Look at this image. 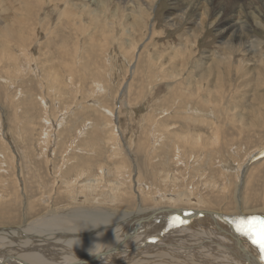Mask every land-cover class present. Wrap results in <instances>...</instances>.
Returning a JSON list of instances; mask_svg holds the SVG:
<instances>
[{
    "label": "rangeland",
    "instance_id": "374dc122",
    "mask_svg": "<svg viewBox=\"0 0 264 264\" xmlns=\"http://www.w3.org/2000/svg\"><path fill=\"white\" fill-rule=\"evenodd\" d=\"M22 1L0 0L1 229L61 206L86 207L73 214L132 211L139 203L165 206L161 212L194 207L239 214L238 182L244 201L264 208V69L247 50L250 42L233 43L227 65L216 59L223 40L207 23L197 57L171 64V48L200 16L169 28V9L176 8L170 0H156L151 11L154 22L159 4L160 34L140 30L144 17L131 13L133 0ZM256 34L263 47L264 31ZM99 177L106 180L86 188ZM178 192L182 199L162 197ZM165 261L200 264L193 256Z\"/></svg>",
    "mask_w": 264,
    "mask_h": 264
},
{
    "label": "bare ground",
    "instance_id": "6f19581e",
    "mask_svg": "<svg viewBox=\"0 0 264 264\" xmlns=\"http://www.w3.org/2000/svg\"><path fill=\"white\" fill-rule=\"evenodd\" d=\"M24 2L25 0L22 1L21 5ZM95 2L97 1L95 0ZM132 2L136 6L132 8L131 13L135 16L142 15L144 21H150L151 11L153 6L156 5V0H133ZM170 4L171 7L176 8L169 9L166 21L169 28L177 30L181 26L185 27L189 18L200 16V22L197 26L184 29L180 35V43L178 45L175 43L178 48L173 47L171 48L172 52L169 51L167 59L171 64L173 61H181L183 58L191 60L197 57L198 54L194 51L196 42L201 38L200 35L203 33L206 24L211 23V27L216 25L217 35L221 36L223 40L222 45H218V52L215 53L216 56L219 54L216 59L222 61L226 59L227 65L230 60V65V62L234 59V53L231 52L233 51V43L247 41L251 43V47L248 46L247 50H249L250 54H255L259 58V70L262 71V68L264 69V65H262L264 62V46L262 47V44L260 45L259 43L257 45L258 34H256L264 31V0H170ZM158 5L154 14L155 21H150L148 24L146 21L145 23L142 21L143 26L140 30H151L160 34L158 30L162 22L156 20V12L159 10ZM135 21L138 22V20ZM136 22L134 23L135 27ZM257 27H260L259 30H257ZM9 30L14 31L16 29L13 26ZM7 34L9 33L7 32ZM156 38L158 37H155L154 40ZM168 44L165 45L167 46ZM166 46H161V48L165 49ZM223 50L230 55L226 54L229 56L224 57ZM250 65L246 63V65H242V68L248 70ZM256 96L263 98L262 95ZM112 115L116 120L115 123L118 124L119 118L116 112H112ZM114 151L117 150L114 149ZM113 154L112 156H114ZM118 155L116 154L114 157H118ZM247 166L245 168L242 167L243 173ZM253 166L251 167L253 168ZM251 167H249V170ZM120 170L119 168V173L121 172ZM110 172L106 170L105 174ZM62 180L64 181V178ZM105 180V177L89 179L90 183L88 182L89 184L86 188L95 186V184H92L94 182L100 183ZM170 180H175V178L171 175ZM243 181L244 178H242ZM164 182L168 183L169 179H165ZM173 182L175 183V181ZM246 182L243 183L242 189L243 186L247 187L249 184L247 183L246 185ZM240 185L238 182L235 187L238 195L236 207L239 210V214H235V211H227L224 208H218V210L202 209L199 211L194 207L188 208L189 210L186 211L170 209L161 212L158 209H163L165 206H154V208L147 207L144 209L140 203L132 211L117 210L110 213L105 212L102 215L98 213H71L86 208L82 206L74 210H66L65 206H61L58 209L56 207L50 208L42 213L40 217L32 221H26L21 226L0 228V264H165V260L171 257H174L175 260L187 262L192 256L200 264H264L259 247L253 245L250 240L238 233L234 227V222L240 218L251 219L252 216L264 218L262 215L247 214L250 212L263 214L264 208L254 207L255 205L249 206L250 203H247L242 198L243 194L242 196H240L241 193L238 194ZM113 187L119 190L121 182L114 181ZM253 194L255 195V193ZM118 197L117 192L113 193V200L119 199ZM162 197L168 200H179L184 196L182 192H178L172 197L167 195ZM94 198L90 199L94 201ZM200 200L198 198L194 201L199 202ZM242 201L244 202L243 204ZM174 216L183 217L185 222L181 225L179 220H173ZM72 222L74 223L73 226L68 227ZM262 226L264 224L256 220H251L245 225L246 228L252 231H256ZM107 246L110 248L107 249ZM177 254L180 256H177ZM210 255L220 257V259L213 258ZM236 259H239L240 262L238 263ZM171 264H175V262Z\"/></svg>",
    "mask_w": 264,
    "mask_h": 264
},
{
    "label": "snow or ice",
    "instance_id": "6c2138e0",
    "mask_svg": "<svg viewBox=\"0 0 264 264\" xmlns=\"http://www.w3.org/2000/svg\"><path fill=\"white\" fill-rule=\"evenodd\" d=\"M173 220H179L181 225L185 222L183 217L179 216H174ZM251 220H256L264 224V219H261L258 216H253L251 219L240 218L234 222V227L238 233L250 240L253 245L259 247L260 253L262 254L261 258L264 259V226L256 231L249 230L245 225Z\"/></svg>",
    "mask_w": 264,
    "mask_h": 264
},
{
    "label": "water",
    "instance_id": "95a60500",
    "mask_svg": "<svg viewBox=\"0 0 264 264\" xmlns=\"http://www.w3.org/2000/svg\"><path fill=\"white\" fill-rule=\"evenodd\" d=\"M109 248H110V247H109V246H107V249H109ZM107 249H106V250H107Z\"/></svg>",
    "mask_w": 264,
    "mask_h": 264
}]
</instances>
